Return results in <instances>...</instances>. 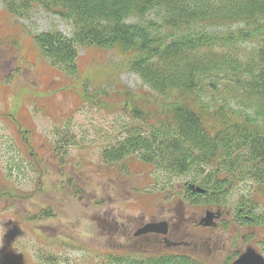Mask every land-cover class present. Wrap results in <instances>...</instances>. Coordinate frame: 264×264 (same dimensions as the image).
Returning a JSON list of instances; mask_svg holds the SVG:
<instances>
[{
	"label": "trees",
	"instance_id": "trees-1",
	"mask_svg": "<svg viewBox=\"0 0 264 264\" xmlns=\"http://www.w3.org/2000/svg\"><path fill=\"white\" fill-rule=\"evenodd\" d=\"M0 6L17 17L39 6L70 22L69 36L56 27L32 33L39 57L65 75H79L80 46L113 49L148 87L120 85L109 93L128 115L121 138L101 149L102 161L123 168L136 156L164 183L186 178L184 201L232 210L249 234L255 222L264 224L258 217L264 213V0H0ZM85 85L78 90L82 101L101 104L105 92L90 97ZM231 190L247 196L231 206ZM168 249L126 248L98 256L96 264H209L189 249Z\"/></svg>",
	"mask_w": 264,
	"mask_h": 264
},
{
	"label": "rangeland",
	"instance_id": "rangeland-1",
	"mask_svg": "<svg viewBox=\"0 0 264 264\" xmlns=\"http://www.w3.org/2000/svg\"><path fill=\"white\" fill-rule=\"evenodd\" d=\"M1 8L0 264H74L77 260L96 264L97 257L104 253L134 248L129 231L139 221L151 215L176 213L178 206L187 215L192 203L183 201L182 193L177 191L186 178L164 183L158 175H163L161 172L156 170L154 174L151 166L133 155L124 160L123 168H119L120 164H106L100 158L104 146L121 138L120 127L128 115L121 102L109 93L120 85L148 90L139 76L129 70L125 57L113 49L80 46L79 75L67 76L39 57L32 33L56 27L69 36L70 22L39 6L28 17H17ZM146 18L155 16L148 13ZM215 30L208 28V32ZM83 80L90 97L105 92L101 104L82 101L78 90ZM11 128L34 139V149L45 141L47 149L43 150L49 151V142L56 138L61 148L59 156H64L67 169L58 174L46 171L48 161L44 157L40 159V175L35 168L33 171L23 165L21 171L5 168L15 158L16 162L21 161L9 146L10 140L14 141ZM239 191L231 190L232 201L228 204L235 206L241 195L247 196ZM259 202L264 206V195ZM51 205L57 212L53 217L46 215ZM196 210L204 215L205 210ZM40 211L46 215L41 221L37 220ZM232 215L224 219V230L216 228L211 233L216 235L215 242L209 245L211 252L205 246L198 252L210 264H223L228 257V264L233 262L248 244L264 255V224L258 220L253 234L245 235L248 226L235 228ZM258 217L262 219L264 213ZM187 218L179 224L180 228ZM228 222H233L234 227Z\"/></svg>",
	"mask_w": 264,
	"mask_h": 264
},
{
	"label": "flooded vegetation",
	"instance_id": "flooded-vegetation-1",
	"mask_svg": "<svg viewBox=\"0 0 264 264\" xmlns=\"http://www.w3.org/2000/svg\"><path fill=\"white\" fill-rule=\"evenodd\" d=\"M11 76L16 78V74L12 73ZM33 133L35 134V126ZM11 134L14 138V141L10 140L9 146H11V148H14L15 154L19 156L21 161L16 162L17 159L15 158L14 160L15 162L8 163V166H6L5 168L9 167L10 169H12V171L13 169L17 168L19 171H21L23 167L25 168L31 167L30 168L31 170L33 171L36 170L37 173L40 175L41 173H43V167L40 162V159L44 157L48 161V164L45 165L46 171H49L50 169L51 172L55 171V173L58 174L59 171L63 172L64 170L67 169L65 167L64 156H59L58 141L56 138L49 142V146H48L49 151H44L43 147L47 149V144L45 141L44 142L41 141L42 143L38 145V149L36 148L34 149L33 148L34 139H29L21 136L19 132H17L16 129L13 128H11ZM39 146L41 148H39ZM35 147H37V145H35ZM65 151L66 149H63V152ZM29 156L30 159L28 158ZM27 159L29 162L27 161ZM111 178L113 179V176ZM69 179L70 178H68L67 181H69ZM177 191L183 194L185 189L183 188V186H180L178 187ZM179 202L182 203V200L179 199ZM189 205L190 208L187 211L188 213L187 215L185 210L180 212L179 211L180 206H178L177 207L178 210L174 211L176 213H171V214H167L166 216H159V217H154V215H151L150 218L146 220L143 219L139 221L137 224L133 225V227L129 231V235L132 237L134 249H137L138 252H146V253L149 252L150 250L165 251L170 247L172 249H168V250H180L186 252V250L189 249L187 251H189L190 253L202 257L198 254V252H202L204 248L203 246H205L207 247L208 252H211V250L209 249L210 248L209 245L210 243L215 242V237H216V235H213L211 233L214 232L216 228H221L222 230H224L223 229L224 219L225 218L229 219L231 216L233 217L232 210L226 211L225 207H221L224 208L225 211L221 210L217 213L216 207L209 206L204 209L205 212L204 215L202 216L201 212L196 210V207L202 210L200 206L194 204H189ZM42 210L43 208L41 209V211ZM49 210L50 212L48 214L46 213L47 216L53 217L57 214L53 205H51ZM207 210H212L213 212L214 217L212 219V223L217 224L215 227L203 225L200 223L201 219L206 215ZM41 211H40L41 214H38V217L40 218L37 219L40 221L42 220L41 217L46 216ZM216 214H218V218H215ZM32 218L34 219V221L36 220L35 216ZM186 218H187V222L185 223V226L180 228L179 224L184 223ZM160 221H165L167 224V229L165 233L147 232V233H140L139 235H134V231L139 227L143 226L145 223L160 222ZM233 222L236 224L235 228L239 229L241 227L234 221V219ZM233 222H228L227 225L229 226L232 225L234 227ZM207 232L210 234H206ZM246 234H248V229L245 235ZM222 238L223 236L219 237V239Z\"/></svg>",
	"mask_w": 264,
	"mask_h": 264
},
{
	"label": "water",
	"instance_id": "water-1",
	"mask_svg": "<svg viewBox=\"0 0 264 264\" xmlns=\"http://www.w3.org/2000/svg\"><path fill=\"white\" fill-rule=\"evenodd\" d=\"M190 187L196 191H202V189L194 184H190ZM220 207L217 208V213L220 211ZM214 215L212 210H207L206 215L201 219L200 223L203 225L215 227L217 224L212 223ZM215 218H218L216 214ZM166 222H147L141 228H139L134 234L138 235L140 233L147 232H166ZM230 264H264V257L259 253L256 248L252 245H247L244 251Z\"/></svg>",
	"mask_w": 264,
	"mask_h": 264
}]
</instances>
